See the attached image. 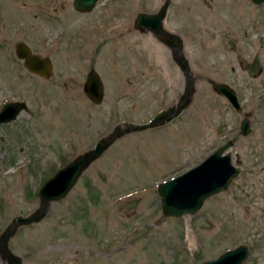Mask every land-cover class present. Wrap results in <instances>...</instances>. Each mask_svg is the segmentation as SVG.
Listing matches in <instances>:
<instances>
[{
  "label": "rangeland",
  "instance_id": "obj_1",
  "mask_svg": "<svg viewBox=\"0 0 264 264\" xmlns=\"http://www.w3.org/2000/svg\"><path fill=\"white\" fill-rule=\"evenodd\" d=\"M161 2L96 0L81 14L71 0H0V107L25 105L0 123V231L36 206L45 178L114 124L144 122L175 101L183 79L168 47L133 26L138 11ZM78 23L83 33L70 41ZM163 24L182 39L190 103L115 139L41 220L19 226L8 247L22 264H201L238 243L248 248L241 264H264V3L170 0ZM17 41L50 57L48 78L22 66ZM91 68L103 86L98 103L82 91ZM212 81L234 88L240 112ZM229 138L238 172L227 188L193 213H163L157 184Z\"/></svg>",
  "mask_w": 264,
  "mask_h": 264
},
{
  "label": "water",
  "instance_id": "obj_2",
  "mask_svg": "<svg viewBox=\"0 0 264 264\" xmlns=\"http://www.w3.org/2000/svg\"><path fill=\"white\" fill-rule=\"evenodd\" d=\"M251 1L257 4L264 3V0ZM169 2L170 0H162L154 12L138 11L133 18V26L151 31L158 40L168 47L170 56L176 63L183 79L182 89L175 101L167 107L157 110L144 122L128 121L114 124L108 132L98 137L91 147L74 155L45 178L36 190V206L25 214L13 216L0 231V258L5 260V264H22L21 257L8 247L9 237L15 233L19 226L41 220L46 214L50 202L64 197L87 166L98 158L115 139L130 131L168 122L190 103L193 79L182 51V39L176 32L163 24ZM95 3L96 0H71L72 7L81 11L91 10ZM14 54L29 73L44 78H48L52 74L50 57L39 52H32L25 42L17 41L14 44ZM211 88L223 96L234 110L241 111L242 105L236 91L227 82L212 81ZM82 91L94 103H98L103 95L100 77L92 68L85 74ZM24 106L23 100L19 99L4 102L0 107V123L14 119ZM249 130V119L247 117L240 118L239 132L247 134ZM231 142L230 138L226 139L197 164L157 184L163 213L173 216L193 213L205 198L227 188L232 177L238 172V168L231 162L228 152ZM247 252V245L238 243L201 264H241Z\"/></svg>",
  "mask_w": 264,
  "mask_h": 264
},
{
  "label": "flooded vegetation",
  "instance_id": "obj_3",
  "mask_svg": "<svg viewBox=\"0 0 264 264\" xmlns=\"http://www.w3.org/2000/svg\"><path fill=\"white\" fill-rule=\"evenodd\" d=\"M94 7V6H93ZM92 7V8H93ZM75 10V12L77 13H85L87 11H81V10H77L75 8H73ZM57 19V18H56ZM83 24V23H82ZM83 29H84V26L81 25V23H78L77 26L74 28V29H71V31L69 33H71V35L69 36V40L72 41L74 37H78L80 34H82L83 32ZM75 35V36H74ZM155 36V35H154ZM156 38V36H155ZM29 46V45H28ZM30 50L32 52H37L36 50L32 49L30 46H29Z\"/></svg>",
  "mask_w": 264,
  "mask_h": 264
}]
</instances>
